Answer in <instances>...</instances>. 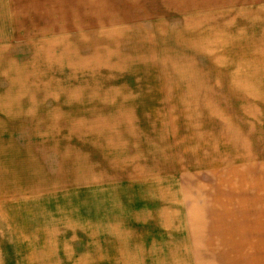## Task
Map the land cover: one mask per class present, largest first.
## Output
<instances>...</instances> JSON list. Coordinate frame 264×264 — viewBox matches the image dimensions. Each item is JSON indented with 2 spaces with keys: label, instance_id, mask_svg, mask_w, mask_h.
<instances>
[{
  "label": "rangeland",
  "instance_id": "1",
  "mask_svg": "<svg viewBox=\"0 0 264 264\" xmlns=\"http://www.w3.org/2000/svg\"><path fill=\"white\" fill-rule=\"evenodd\" d=\"M15 3L0 264H237L181 237L236 155L225 116L263 95L264 0Z\"/></svg>",
  "mask_w": 264,
  "mask_h": 264
},
{
  "label": "crops",
  "instance_id": "2",
  "mask_svg": "<svg viewBox=\"0 0 264 264\" xmlns=\"http://www.w3.org/2000/svg\"><path fill=\"white\" fill-rule=\"evenodd\" d=\"M15 26V0H0V138L8 137V123L14 120L11 108L16 72ZM257 69H261L256 73L264 81V66ZM259 87L263 90L262 96L248 87L245 99L238 98L237 110L225 116L228 134L222 136L221 143L216 132V153L236 155L221 165L200 170L198 183H208L210 189L198 195L201 207L195 212L198 220L194 224L198 226V233L193 234L191 229L195 227H187L186 223L182 229L181 241L194 243L191 248L222 250L223 255L213 260L264 264V82ZM222 104L228 105L229 100ZM8 169L5 162H0L3 180L10 178L6 176ZM220 216L225 217L221 218L223 224Z\"/></svg>",
  "mask_w": 264,
  "mask_h": 264
}]
</instances>
